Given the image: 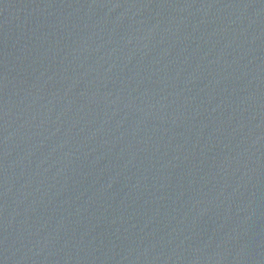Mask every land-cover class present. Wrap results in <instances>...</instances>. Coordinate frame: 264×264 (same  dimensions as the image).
Returning a JSON list of instances; mask_svg holds the SVG:
<instances>
[{"label": "water", "instance_id": "water-1", "mask_svg": "<svg viewBox=\"0 0 264 264\" xmlns=\"http://www.w3.org/2000/svg\"><path fill=\"white\" fill-rule=\"evenodd\" d=\"M0 264H264V0H0Z\"/></svg>", "mask_w": 264, "mask_h": 264}]
</instances>
